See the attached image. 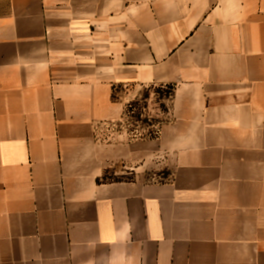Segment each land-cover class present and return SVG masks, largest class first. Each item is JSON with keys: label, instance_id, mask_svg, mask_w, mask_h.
<instances>
[{"label": "crops", "instance_id": "1", "mask_svg": "<svg viewBox=\"0 0 264 264\" xmlns=\"http://www.w3.org/2000/svg\"><path fill=\"white\" fill-rule=\"evenodd\" d=\"M0 264H264V0H0Z\"/></svg>", "mask_w": 264, "mask_h": 264}, {"label": "rangeland", "instance_id": "2", "mask_svg": "<svg viewBox=\"0 0 264 264\" xmlns=\"http://www.w3.org/2000/svg\"><path fill=\"white\" fill-rule=\"evenodd\" d=\"M123 93L116 94V99H120ZM139 101L129 104L126 111L125 124L130 136L136 138L156 137L162 124L169 121L168 109L172 96V88L169 86L152 85L144 87L141 91ZM120 124V123H118ZM109 126L101 127V136ZM128 175L120 171H110L105 174V179L115 180ZM130 177V176H129ZM147 181H163L169 179L168 171L158 174H145Z\"/></svg>", "mask_w": 264, "mask_h": 264}]
</instances>
